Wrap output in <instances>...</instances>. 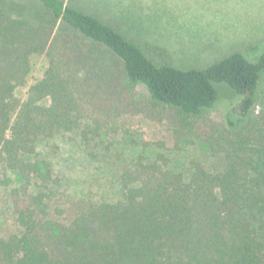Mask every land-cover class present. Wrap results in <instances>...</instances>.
<instances>
[{
  "label": "trees",
  "instance_id": "obj_1",
  "mask_svg": "<svg viewBox=\"0 0 264 264\" xmlns=\"http://www.w3.org/2000/svg\"><path fill=\"white\" fill-rule=\"evenodd\" d=\"M36 1L41 13L0 0V208L12 218L0 223V264H264V40L177 67L82 6ZM37 52L48 68L21 101L16 87ZM217 83L234 92L222 122L211 117ZM140 113L168 121L177 144L197 139L218 166L195 158L178 169L145 142L113 197L61 189L41 141L74 133L96 159L119 118Z\"/></svg>",
  "mask_w": 264,
  "mask_h": 264
},
{
  "label": "rangeland",
  "instance_id": "obj_2",
  "mask_svg": "<svg viewBox=\"0 0 264 264\" xmlns=\"http://www.w3.org/2000/svg\"><path fill=\"white\" fill-rule=\"evenodd\" d=\"M10 1V0H8ZM41 13L36 0H12ZM82 6L106 19L140 45L155 61L165 60L158 52H166L177 67H204L235 51L264 40V0H66ZM49 59L46 52L30 56L25 80L16 87L21 101L30 96L31 87L45 75ZM141 94L148 95L144 84L138 83ZM223 97L211 117L225 120L226 103H232L234 92L224 83H217ZM261 100L255 113L264 112V80ZM118 134L109 149H100L95 159L74 133H64L43 140L38 152L50 158L61 189L68 194L91 190L99 196L113 197L119 189L120 168L131 160L143 143L153 142L150 156L164 152L171 165L183 169L191 159H200L214 170L219 159L197 139L177 140L168 121H156L146 114H124L118 120ZM124 137L138 140V146L123 142ZM108 140V139H107ZM12 221L8 211L0 208V223ZM2 226L0 230L5 228Z\"/></svg>",
  "mask_w": 264,
  "mask_h": 264
}]
</instances>
